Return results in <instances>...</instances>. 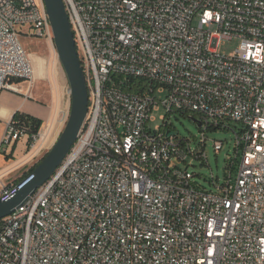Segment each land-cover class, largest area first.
I'll use <instances>...</instances> for the list:
<instances>
[{
    "label": "built area",
    "instance_id": "1",
    "mask_svg": "<svg viewBox=\"0 0 264 264\" xmlns=\"http://www.w3.org/2000/svg\"><path fill=\"white\" fill-rule=\"evenodd\" d=\"M63 1L89 110L53 176L0 219V264H264V0ZM24 30L53 39L44 0H0V101L33 78ZM161 107L198 115L197 148L166 115L149 126ZM12 119L8 147L29 139ZM229 121L241 124L234 156L207 190L171 162L206 158V132Z\"/></svg>",
    "mask_w": 264,
    "mask_h": 264
},
{
    "label": "rangeland",
    "instance_id": "2",
    "mask_svg": "<svg viewBox=\"0 0 264 264\" xmlns=\"http://www.w3.org/2000/svg\"><path fill=\"white\" fill-rule=\"evenodd\" d=\"M213 30H216L215 26ZM23 33L20 36V40L29 54L34 67V75L30 81L16 82L18 91H10L21 93L20 83L26 84L27 94L36 96L37 100L44 105L43 108L50 111L51 117L48 120H44L43 125L46 126L53 122L54 131L44 143L42 149L35 154L31 153L29 147L31 141L26 137L18 141L15 149L13 148L14 145L8 147L6 144L1 145L0 143V194L6 190H11L22 176L39 164V161L51 149L56 142L57 136L64 129L66 125L64 121L71 110L70 84L58 57L54 40L49 37H31L27 35L29 34L28 30H24ZM239 45L240 40L238 38L227 40L220 45L219 51L224 54H230L235 52ZM42 112H44L43 109ZM162 115L169 117V129L173 133L190 139L192 148L195 149L199 146L198 143L202 137V131L198 126V122L192 119V117L197 119L198 115L180 112L167 114L166 110L161 107L158 111L153 112L154 120L149 123V126L162 125ZM227 125L229 126L228 129L208 130L206 132V158L203 160L193 159L191 162L192 157L189 156L187 162H184L175 157L171 164L182 168L188 165L190 172L198 174L196 181L202 187L216 191L215 186L210 184L211 176L213 174L219 183L224 182L227 165L234 156L235 131H238L241 127V124L233 121H229ZM2 135H4V128L3 124H0V139ZM215 140L224 143L222 150L219 152H216L214 148Z\"/></svg>",
    "mask_w": 264,
    "mask_h": 264
},
{
    "label": "water",
    "instance_id": "3",
    "mask_svg": "<svg viewBox=\"0 0 264 264\" xmlns=\"http://www.w3.org/2000/svg\"><path fill=\"white\" fill-rule=\"evenodd\" d=\"M44 4L52 26L54 45L70 84L71 110L64 129L35 170L9 196L0 198V219L21 207L53 176L75 144L89 110L87 82L65 3L63 0H44ZM192 119L197 121L194 117ZM198 126L201 127L199 122Z\"/></svg>",
    "mask_w": 264,
    "mask_h": 264
},
{
    "label": "crops",
    "instance_id": "4",
    "mask_svg": "<svg viewBox=\"0 0 264 264\" xmlns=\"http://www.w3.org/2000/svg\"><path fill=\"white\" fill-rule=\"evenodd\" d=\"M20 86L21 93H14L10 90H6L2 94L0 101V124H3L4 131L7 123L17 111L39 117L43 121L51 117L50 111L43 108L44 105L37 100L36 96L27 94L26 84L20 83ZM42 109L44 112H42ZM2 137L3 135L1 136L0 143Z\"/></svg>",
    "mask_w": 264,
    "mask_h": 264
},
{
    "label": "trees",
    "instance_id": "5",
    "mask_svg": "<svg viewBox=\"0 0 264 264\" xmlns=\"http://www.w3.org/2000/svg\"><path fill=\"white\" fill-rule=\"evenodd\" d=\"M22 80H18L17 82H21ZM14 122L17 123V126L22 129L25 134L28 135L29 141L32 142V137L37 134L39 132V130L41 129L44 121L36 116L30 115V114H26V113H22L17 111L12 119ZM18 141L15 142L14 144V149L15 146H17ZM38 165V164H37ZM35 165L28 173H26L24 176H22L16 183L15 185H13L12 189L13 190L22 180H24L26 177H28L36 168Z\"/></svg>",
    "mask_w": 264,
    "mask_h": 264
}]
</instances>
